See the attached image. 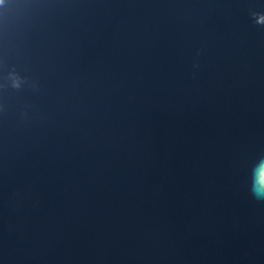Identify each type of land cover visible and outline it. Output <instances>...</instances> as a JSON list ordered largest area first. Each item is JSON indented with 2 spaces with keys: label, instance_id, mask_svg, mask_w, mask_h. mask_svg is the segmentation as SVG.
<instances>
[{
  "label": "water",
  "instance_id": "95a60500",
  "mask_svg": "<svg viewBox=\"0 0 264 264\" xmlns=\"http://www.w3.org/2000/svg\"><path fill=\"white\" fill-rule=\"evenodd\" d=\"M262 172L264 0H0V264H264Z\"/></svg>",
  "mask_w": 264,
  "mask_h": 264
},
{
  "label": "clouds",
  "instance_id": "9594fccd",
  "mask_svg": "<svg viewBox=\"0 0 264 264\" xmlns=\"http://www.w3.org/2000/svg\"><path fill=\"white\" fill-rule=\"evenodd\" d=\"M26 80H27L26 77L17 74L16 79L14 80L11 88L13 90H17V91L21 90L22 89V83L25 82ZM262 176H264V172H262ZM254 194L258 198L264 197V192L256 191L255 189H254Z\"/></svg>",
  "mask_w": 264,
  "mask_h": 264
}]
</instances>
